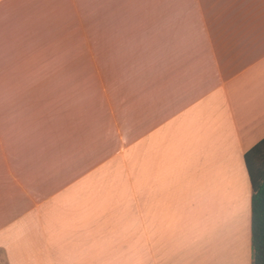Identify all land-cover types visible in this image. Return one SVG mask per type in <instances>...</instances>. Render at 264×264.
Segmentation results:
<instances>
[{
	"label": "crops",
	"instance_id": "obj_1",
	"mask_svg": "<svg viewBox=\"0 0 264 264\" xmlns=\"http://www.w3.org/2000/svg\"><path fill=\"white\" fill-rule=\"evenodd\" d=\"M73 2L0 0V264H251L264 0H85L99 91Z\"/></svg>",
	"mask_w": 264,
	"mask_h": 264
},
{
	"label": "rangeland",
	"instance_id": "obj_2",
	"mask_svg": "<svg viewBox=\"0 0 264 264\" xmlns=\"http://www.w3.org/2000/svg\"><path fill=\"white\" fill-rule=\"evenodd\" d=\"M73 1L74 5L70 7V16L68 18V23L70 22L69 24L71 26V29H73V31L71 32L72 37L76 38L80 42L79 48L83 55L82 57L75 59L76 61H72L71 67L68 68H74V66L77 65L78 69H81L82 71L87 70L89 75L85 82L86 86L94 88L95 91H99L101 53L100 46L95 45V42L100 38L101 30L99 28L96 29L95 27V30L90 29L91 27H89L88 30H85V24H83L85 23V0ZM85 33L89 34V40H87L88 46L85 43ZM247 238L248 237H246L243 232L238 231L236 240L240 249H242L243 245L247 244Z\"/></svg>",
	"mask_w": 264,
	"mask_h": 264
},
{
	"label": "trees",
	"instance_id": "obj_3",
	"mask_svg": "<svg viewBox=\"0 0 264 264\" xmlns=\"http://www.w3.org/2000/svg\"><path fill=\"white\" fill-rule=\"evenodd\" d=\"M244 160L252 186L251 264H264V139L245 154Z\"/></svg>",
	"mask_w": 264,
	"mask_h": 264
}]
</instances>
